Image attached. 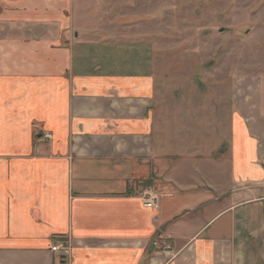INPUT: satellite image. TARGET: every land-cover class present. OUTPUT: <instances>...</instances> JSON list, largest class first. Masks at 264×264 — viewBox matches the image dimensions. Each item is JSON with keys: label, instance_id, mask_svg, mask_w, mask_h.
<instances>
[{"label": "crops", "instance_id": "0c3cea01", "mask_svg": "<svg viewBox=\"0 0 264 264\" xmlns=\"http://www.w3.org/2000/svg\"><path fill=\"white\" fill-rule=\"evenodd\" d=\"M106 14L0 0V264H264V78Z\"/></svg>", "mask_w": 264, "mask_h": 264}, {"label": "rangeland", "instance_id": "374dc122", "mask_svg": "<svg viewBox=\"0 0 264 264\" xmlns=\"http://www.w3.org/2000/svg\"><path fill=\"white\" fill-rule=\"evenodd\" d=\"M84 1L91 14L105 10L104 25L108 27L113 22H131L136 31H153L157 42L179 49L185 44L187 54L191 49L198 51V60L207 67L216 65L223 74L218 83L225 85L227 78L246 74L264 78V0ZM191 52L187 58H196V53ZM175 70L181 74L180 68ZM195 72L192 70V77ZM254 80L250 90L259 91L260 84ZM261 91L264 92V80Z\"/></svg>", "mask_w": 264, "mask_h": 264}, {"label": "built area", "instance_id": "2783aa9c", "mask_svg": "<svg viewBox=\"0 0 264 264\" xmlns=\"http://www.w3.org/2000/svg\"><path fill=\"white\" fill-rule=\"evenodd\" d=\"M142 201L144 205L150 209L157 208L159 204L158 196L154 193L151 187L145 189L144 194L142 195ZM157 244V242H155ZM53 251L60 252L63 255L67 254V247L64 244L56 243L52 246Z\"/></svg>", "mask_w": 264, "mask_h": 264}, {"label": "water", "instance_id": "95a60500", "mask_svg": "<svg viewBox=\"0 0 264 264\" xmlns=\"http://www.w3.org/2000/svg\"><path fill=\"white\" fill-rule=\"evenodd\" d=\"M249 32V31H248Z\"/></svg>", "mask_w": 264, "mask_h": 264}]
</instances>
